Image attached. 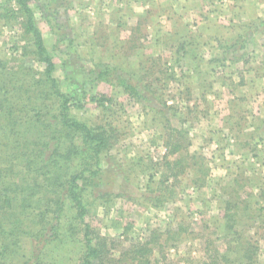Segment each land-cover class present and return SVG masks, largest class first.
Wrapping results in <instances>:
<instances>
[{
  "label": "rangeland",
  "instance_id": "obj_1",
  "mask_svg": "<svg viewBox=\"0 0 264 264\" xmlns=\"http://www.w3.org/2000/svg\"><path fill=\"white\" fill-rule=\"evenodd\" d=\"M219 1L215 2L220 3ZM231 1L222 0L219 5L229 4ZM93 2L94 0H33L30 8L44 45L55 64L53 76L58 80L61 91L71 99V116L87 125L101 121L104 118L102 108L100 103L91 101V96L99 99V95H105L102 104L111 107L115 112L114 118L118 126L124 127L127 132L126 137H120L119 141L100 158L98 167L102 173V182L98 190L91 197L87 195L84 200L87 205L85 221L91 226L94 237L104 240L106 261L103 264H135V262L131 263L132 251L149 241L150 232L153 230L160 232L158 231V244H149L152 247V264H208L212 263L213 258L216 260L215 264H264V227L257 229V225L252 228L244 225L245 231L240 235L229 234L236 225L230 230L224 226V220L221 218L225 213L224 203L227 198L226 196L224 198L222 190L220 191L225 182L234 175L247 180L250 177L254 183V187H251L252 210L250 209L251 215L243 219L251 225L253 221L259 220L257 215L264 218V80L260 82L245 80L247 84L252 83L247 86L248 89L251 88L253 101L259 105L257 108L260 110L258 111L260 116H256V119L251 121L250 131L256 133V136L240 147L244 155L242 159L234 160L231 157L226 159L223 156L215 159L212 155L208 157L210 149L203 147V152L198 151L197 148L200 146L195 144L197 150L190 152L203 153L208 159L205 158V167L203 166L208 169V173L204 174L205 186L201 183L200 186H189L190 180L187 181L188 178L185 176H180L175 181L172 178L163 187L158 180L159 176L155 177L154 181L148 182L146 176H138L140 168L136 164L143 167L150 158L154 163H160L166 149L162 146V142L152 143L153 137L156 136L158 140L157 129H147L148 115L144 113L143 105L161 110L160 99L166 101L167 107L176 103L175 98L181 95L180 88L176 89L180 77L169 82L171 86L169 83L168 86L171 88L165 89L153 79L139 80L149 86L147 91L140 87L145 98L142 103L127 97L118 88L96 81L95 76L90 72L104 68L118 71L117 67H121L118 65L120 56L115 53V47L111 48L116 45V41L120 44L121 38L112 31L109 33L103 31L106 17L98 16L92 9L90 10V7H94ZM210 5L213 6L212 3ZM221 7L224 9L223 6ZM12 11L15 12V16L10 15ZM20 21L22 18L15 0H0V97H7V101H4L5 106L12 104L14 110L16 104H21L26 100V96H29L27 93L25 96V90H30L31 83L43 79L41 75L43 66L35 61V56L31 52L30 37L22 33ZM98 23H102V26H98ZM229 35L227 33L224 36L229 37ZM242 40L247 41L245 45H248L249 49L245 50L246 52L250 50V53L247 52L249 56L254 55L255 58L263 56L264 31L253 30ZM230 53L232 52H227L226 55ZM263 64L264 61L258 66L260 71ZM237 66L246 65L239 62ZM238 70L240 69H236V66L231 68L235 73H238ZM7 89L9 94H5ZM209 89L213 90L210 87ZM14 90L17 92L14 93ZM39 92L45 91L40 89ZM31 93L35 96V88H31ZM159 94L165 96L158 98ZM35 97L37 101L32 100L30 105L41 110L42 119L51 127L50 122H53V117L57 114V103L44 96H40L41 99ZM215 105L216 108L222 109L225 103L221 99L216 101ZM26 106L28 111L26 117L20 110L16 111L15 116L24 120L21 123L20 134L27 138L29 134L27 128L29 121L32 120L29 117L32 113L29 102ZM251 106L255 105L251 104ZM254 109L256 111L255 107ZM10 119L14 125V115ZM0 120L1 128L6 127L5 132L9 133L12 127L5 120V116ZM18 125L20 124L17 123L16 126ZM256 168L261 170L255 172ZM200 171L195 175L201 178ZM163 188L162 195L159 189ZM158 196L163 199L160 203L162 205L156 200ZM32 212L34 213V210ZM65 212L69 216L67 209ZM172 215H176L177 219H182L184 223L190 222V240L173 247H169L172 244H168L163 248L162 246L166 244V235L160 234L164 233ZM48 217H45L46 221ZM33 218L29 216L26 224H31ZM38 220L34 218V221ZM215 220L219 225L214 223ZM42 222L43 219L39 220V227ZM37 226L33 227L37 228ZM65 228L68 229V226ZM65 228L61 230L56 240L39 246L38 264L81 263L83 249L79 241L80 234ZM20 238L16 254L17 262L33 264L32 254L36 250L30 247L29 240L25 236ZM206 244L213 256L210 257L211 259L202 257ZM253 247V258L251 256L245 258L244 251L252 252Z\"/></svg>",
  "mask_w": 264,
  "mask_h": 264
},
{
  "label": "trees",
  "instance_id": "obj_2",
  "mask_svg": "<svg viewBox=\"0 0 264 264\" xmlns=\"http://www.w3.org/2000/svg\"><path fill=\"white\" fill-rule=\"evenodd\" d=\"M31 1L33 0H15V3L18 6L20 18H22L21 23L19 22L20 29L24 35L30 37L31 52L35 56V61L43 66L41 72L43 79L31 83L30 90H25V96L26 93L29 96H26V100L21 104H16L15 110L12 104L5 106L4 101H7V97H0V118L5 116V120L12 127L8 133V131L5 132L7 128L5 126V129L1 128L2 123H0V264H25L23 261L18 263L16 255L22 236L29 240L30 247L35 248L36 252L32 254V260H34L33 264H38L39 246L56 240L61 230L67 226L68 229H65L80 234L79 241L83 249L80 264H103L106 261L104 240L95 238L91 226L85 221L87 205L84 200L87 195L91 197L102 182V173L98 167L100 158L127 132L124 127L118 126L114 118L115 112L111 107L102 104L101 101L105 95H99V99L91 96L92 102L100 103L104 116L101 121L94 125H87L71 116V99L61 91L58 80L53 76L55 64L36 25L30 8ZM12 14L16 15L14 11L10 13ZM118 71L104 68L100 71H92L90 74L95 76L96 81L104 82L112 88H118L127 97L142 103L145 98L140 87L142 86L147 91L149 86L137 79L125 78ZM154 81L163 89L167 88L169 82L168 79ZM41 85L43 86L39 88ZM31 88H35V96L39 99H41L40 96H44L57 103V114L53 117V122H50L51 127L42 119L41 110L30 105L32 100L37 101L31 93ZM40 89L45 92H39ZM16 92L14 90V93ZM5 94H9L8 89ZM164 96L159 94L158 98ZM28 102L32 113L29 118L32 120L29 121L27 128L30 135L28 134L26 138L20 134L21 123L24 120L15 116V113L20 110L26 117ZM160 104L162 105L161 110L146 105H143V109L148 115L146 122L149 127L147 129H157L158 140L155 136L152 138V143L162 142L166 153L160 163H154L151 158L148 163L143 164V167L137 163L136 166L140 168L138 176L144 175L149 179L148 182H151L154 181L156 174H159L158 180L162 187L172 178L175 181L180 176L188 178L187 181L190 180L189 186H200L199 183L205 186V175L206 172L208 173V169L203 168L205 158L201 154L190 152V140L187 130L183 127V121L179 128L171 126L168 115L171 112L173 114L178 112V106L172 104L167 107L166 101L162 99H160ZM12 115H14L15 123L20 125L16 126L15 123L12 125L13 122L10 119ZM243 120L244 116H241L235 125L241 136L243 135L241 127ZM231 131L235 130L231 129ZM255 136L256 133L253 131L244 133L243 139L246 141H242L240 147L249 143L250 139ZM173 156L176 158L171 159ZM195 166L198 168H194ZM199 171L201 178L195 175ZM238 176L234 175L225 182L223 188H220L224 198L225 196L227 198L224 203L225 213L221 219L224 220V226L228 230L236 225L233 232L229 233L233 235H240L245 231L244 225L251 228L257 225V229L264 227V218L259 215H257L259 220L253 221L251 225L243 219L251 215L253 197L251 187H254V183L250 177L247 180V178L241 179ZM163 190L164 188L159 189L162 195ZM156 200L159 205H162L160 204L163 201L161 196H158ZM66 209L69 216L65 212ZM29 216L38 218L40 221L43 219L41 227H39V220L34 221V218L31 219L32 225L26 224ZM46 216H49L47 221ZM214 223L219 225L216 220ZM34 225H38L37 228H34ZM189 226L190 222L189 224L184 223L182 219H177L176 215H172L164 233L160 234L166 235V244L162 247L168 244H172L169 247H173L190 240ZM158 231L160 232V230L150 232V240L132 251L131 263H153L152 247L149 244H158ZM161 256L164 257V255ZM250 256L252 258L254 256V247L252 252L244 251L245 258ZM202 257L209 259L213 257L208 251L207 244L204 245ZM211 262L208 264H215L216 260L213 258Z\"/></svg>",
  "mask_w": 264,
  "mask_h": 264
},
{
  "label": "crops",
  "instance_id": "obj_3",
  "mask_svg": "<svg viewBox=\"0 0 264 264\" xmlns=\"http://www.w3.org/2000/svg\"><path fill=\"white\" fill-rule=\"evenodd\" d=\"M215 1L94 0L90 10L106 17L105 33L120 35L121 43L116 41L111 48L120 56L117 69L123 77L168 79L170 83L180 77L176 89L180 88L181 95L173 103L178 112L168 116L172 127L179 128L183 121L189 150L203 152L204 147L210 149L208 157L240 160L244 156L240 143L246 141L243 135L250 133L251 121L260 116L247 86L252 83L245 80H264V64L261 71L258 67L264 52L262 57L249 56L250 50H245L249 46L242 38L253 30L264 31V0H230L223 5H219L222 0ZM227 33L229 37L224 36ZM239 62L246 66H237ZM235 66L238 73L231 71ZM221 99L225 106L216 108ZM241 116L242 136L235 126ZM195 144L200 147L196 149Z\"/></svg>",
  "mask_w": 264,
  "mask_h": 264
}]
</instances>
